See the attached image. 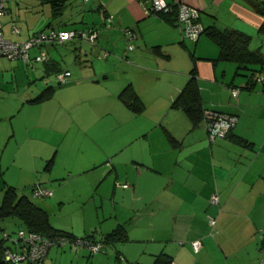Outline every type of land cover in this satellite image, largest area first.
Instances as JSON below:
<instances>
[{
	"label": "crops",
	"instance_id": "0c3cea01",
	"mask_svg": "<svg viewBox=\"0 0 264 264\" xmlns=\"http://www.w3.org/2000/svg\"><path fill=\"white\" fill-rule=\"evenodd\" d=\"M184 1L199 8L203 28L239 31L248 37L250 50L264 55V31L259 30L264 23L262 0ZM5 5L0 22L4 37L11 40H25L49 28L97 30L95 44L72 39L45 45L49 59L44 63L0 58V72L6 68L0 73V98H19L26 116L57 91L30 102L51 85L40 81L35 88L28 86L23 69L38 66L42 74L53 76L68 69L60 64L65 47L80 44L74 52L85 54L89 45L92 53L89 64L79 56L74 60L84 71L60 89V108L69 109L68 116L35 117L19 127L28 139L51 128L58 132L54 142L65 148V168L32 184L48 183L55 190L70 180L74 195L96 202L102 211L98 226L88 222L62 230L98 239L122 227L123 235L95 253L82 246L51 247L43 264H259L258 233L264 228V64L220 59L218 45L206 33L195 41L185 38L174 13H145L141 0H40L37 10L42 16L32 13L27 19L14 16L17 11L7 0ZM107 15L112 16L109 25ZM12 25L18 33L12 32ZM125 28L135 37L126 36ZM128 44L134 48L127 49ZM38 51L33 48L31 53ZM192 74L204 111L237 118L225 136L211 139L204 116L194 124L183 109L171 105ZM82 81L95 82L92 90L97 95L91 96ZM127 84L144 103L140 114L118 99ZM25 88L26 97L20 94ZM233 88L238 90L235 96ZM10 119L0 126V137L16 135ZM213 193L217 204L210 202ZM208 215L216 219L213 227ZM198 238L202 243L194 251L191 241Z\"/></svg>",
	"mask_w": 264,
	"mask_h": 264
},
{
	"label": "rangeland",
	"instance_id": "374dc122",
	"mask_svg": "<svg viewBox=\"0 0 264 264\" xmlns=\"http://www.w3.org/2000/svg\"><path fill=\"white\" fill-rule=\"evenodd\" d=\"M9 3L11 7L13 6V10L17 11L14 16L18 14L24 19H27V16L32 13H37L39 16H42V12L37 10V7L41 6L40 0H7V5H9ZM85 19V23H89L90 20L87 21V19L91 18L86 16ZM78 45L80 44L69 45L68 47H65L68 50H61L60 56L62 61H60V64L63 68L68 67L71 73L68 82L64 85L58 86L52 74H42L41 71L38 70V66L36 67V70H32L31 68H26L25 70L23 69L24 73L25 71L27 72L26 76L30 80L28 81V86H33L32 88H35L39 85L40 81H42L45 86L47 84L51 85L55 87L54 91H57L51 99L46 101L47 103H38L35 105V108H30L33 109L30 115H22L26 108H21L19 104L20 101L18 100L19 98L17 99L16 96L3 95L2 98H0V126L6 124V122H9L12 116L13 124H16L17 127L16 135L9 136L8 134L0 137V203L5 188L11 185L18 195L28 196L35 203V205L44 209L48 214L51 226L59 230L64 229V227L72 228L74 225L83 227V224H85V226H87L88 222H95V226H98L97 223H99V221L102 219V211L101 209H97L96 202H88L74 195L73 192H71V186L73 184L70 180L55 190L49 188L48 183H42L45 188L51 191L49 195L40 196L34 194L33 187L36 184L33 185L31 181L34 180L35 182H38L42 179H46L48 178L50 171L65 168V163L62 160L67 159L66 153H64L65 148L62 150L60 148L61 146L54 142L55 137L58 136V132L53 131L51 128L44 129L39 136L34 137L32 135V137L28 139L24 134H22L19 124L21 122L32 121L35 117H40L41 120H44V118L50 120V118H52V114L53 117L57 119H65V116H68L67 111H69V109L60 108L61 102L59 101L62 95L60 89L63 90L66 88L74 80H76L75 77L77 75L83 73L84 69L78 70V68L74 66V60L78 56L81 60L86 62L85 64H89V62L92 60V58H90L92 53L90 54L89 52V45L87 46L88 48H86L87 53L84 54L83 52L79 53V51H77L76 54L74 49ZM0 58L5 62H8L9 60L6 57ZM10 66L11 65L9 64L7 67V70L9 71L11 70ZM5 69L6 68L4 67L1 68V72L5 73ZM16 70L17 69L11 72ZM80 83L90 86H87L86 88H88V91L93 93L92 89L93 86H95L93 83L95 82L86 83L82 81ZM94 88H97L96 92H98V87ZM99 88L101 90L102 87ZM26 90L27 88L20 91V94L24 95V97L27 95L25 92ZM96 95L97 93H93L91 96ZM18 112L19 115H16ZM20 116H22V121H20ZM104 116L105 115L102 114V118ZM67 118H73V116H69ZM97 130L100 131L101 128H98ZM90 148L92 149V146ZM40 156L43 158L41 159ZM54 157L55 163L53 164ZM60 195L66 196L60 197ZM19 227L20 223L16 217L8 216L5 218H0V236L2 231H6L11 235L12 238H16ZM7 244L9 245V243ZM8 264H25V262H10Z\"/></svg>",
	"mask_w": 264,
	"mask_h": 264
},
{
	"label": "built area",
	"instance_id": "2783aa9c",
	"mask_svg": "<svg viewBox=\"0 0 264 264\" xmlns=\"http://www.w3.org/2000/svg\"><path fill=\"white\" fill-rule=\"evenodd\" d=\"M145 13L152 14H175V23L180 27L182 35L185 38L195 41L198 36L203 33V26L200 22V10L196 6L184 0H141ZM6 0H0V15L6 12ZM111 15H107L106 22L108 25L111 22ZM13 33H18L19 28L12 25ZM124 33L129 38H134L135 35L131 28H125ZM79 39L88 41L90 44H95L97 40V30L95 27L86 28H49L33 33L25 40H11L3 35L2 25L0 22V56L10 60H22L25 63L31 61L44 62L47 59V54L43 49L44 44L62 43L66 40ZM33 48L39 51L35 54L31 53ZM134 46L128 44L127 49L131 50ZM107 51H104L102 56H106ZM71 73L67 70H62L54 74L55 80L59 84L68 82ZM236 88L231 89L232 95H237ZM204 117L207 121L210 138L216 136H225L234 126L237 118L232 115L223 114L215 110H205ZM123 187L128 186L127 183L122 184ZM35 195L45 196L51 192L40 184L33 187ZM210 202L217 204L218 196L216 193L211 194ZM215 217L208 215L207 221L210 227L215 224ZM260 249L262 257L259 259V264H264V228L259 230ZM0 239L10 243V246H4L3 257L7 262H22L28 264H42L43 260L51 247H87L90 253L100 251L104 247L102 242H93L90 239L70 236L68 234H55L46 236L35 231H29L23 228H18L17 237L12 238L9 233L2 231ZM201 239L191 241V246L194 251H197L201 246Z\"/></svg>",
	"mask_w": 264,
	"mask_h": 264
},
{
	"label": "trees",
	"instance_id": "16d2710c",
	"mask_svg": "<svg viewBox=\"0 0 264 264\" xmlns=\"http://www.w3.org/2000/svg\"><path fill=\"white\" fill-rule=\"evenodd\" d=\"M260 2L262 4V8H264V0ZM259 30L264 31V23H262ZM203 33H206L218 45L220 59L234 60L239 65L253 63V64H257L259 67H262L261 65L264 64V55H262L259 51H252L248 48L249 40L248 37L245 36V34L236 30H220L215 26H209L207 28H204ZM52 44H58V43H52ZM52 44H44V46L52 45ZM46 57L47 60L44 62L48 61L49 59L48 54ZM64 70L67 71L68 69H64ZM59 71L62 70L55 71L53 73V77L54 74ZM56 84L58 86L64 85V84H59L57 82ZM53 91H54L53 86H48L44 90H42L37 97L29 101L39 102L43 99L50 97ZM117 96L118 99L128 108H130L134 113L140 114L143 111L144 103L140 99V97L138 96L137 92L134 90L131 84H127L118 93ZM171 105L173 107H180L181 109H183L186 115L188 116V118L194 124L198 123L202 119V117L204 116V108L202 106L200 90L197 80L195 78V74H192V76L188 79L186 84L182 87V89L179 91L177 96L173 99ZM168 137L172 143L175 141L171 136L168 135ZM8 216L16 217V219L20 223L19 228H23L29 231H35L46 236H52L58 233L68 234L70 236H73L63 230L53 228L49 222L47 212L41 207L35 205V203L28 196L18 195L12 186L5 188L0 203V218H5ZM121 235H123V228L118 227L112 230L111 232L107 233L105 236H101L98 239L91 238L89 236L80 237V238H85V239L88 238L93 242H102L105 245L107 243L112 242L114 239L118 237L122 238ZM7 243L9 242L0 239V264L9 263L4 259L2 254L3 253L2 250L4 246H10V243L9 245Z\"/></svg>",
	"mask_w": 264,
	"mask_h": 264
}]
</instances>
